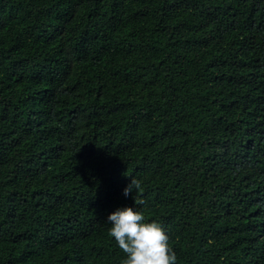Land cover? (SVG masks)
I'll return each mask as SVG.
<instances>
[{
  "label": "trees",
  "instance_id": "16d2710c",
  "mask_svg": "<svg viewBox=\"0 0 264 264\" xmlns=\"http://www.w3.org/2000/svg\"><path fill=\"white\" fill-rule=\"evenodd\" d=\"M123 206L264 264V0H0V264H122Z\"/></svg>",
  "mask_w": 264,
  "mask_h": 264
},
{
  "label": "clouds",
  "instance_id": "9594fccd",
  "mask_svg": "<svg viewBox=\"0 0 264 264\" xmlns=\"http://www.w3.org/2000/svg\"><path fill=\"white\" fill-rule=\"evenodd\" d=\"M140 187L138 179L131 177L123 189L125 196ZM143 204V201H139ZM109 232L125 253L122 264H175L176 255L171 250L165 229L156 221H146L142 212L131 206L117 207L106 219Z\"/></svg>",
  "mask_w": 264,
  "mask_h": 264
}]
</instances>
